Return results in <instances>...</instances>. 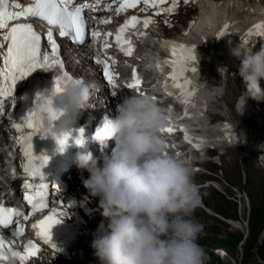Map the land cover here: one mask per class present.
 <instances>
[{"label":"clouds","instance_id":"clouds-1","mask_svg":"<svg viewBox=\"0 0 264 264\" xmlns=\"http://www.w3.org/2000/svg\"><path fill=\"white\" fill-rule=\"evenodd\" d=\"M239 76L246 98L264 100V47L242 55ZM78 80L52 96L61 115L55 121L42 116L46 138L56 140L76 129L91 95L89 85ZM116 112L114 118L105 116L94 134L102 144H115L102 163L91 152L76 156L77 166L89 172L84 186L99 197L108 221L91 244L99 264H204L198 243L203 226L192 218L198 188L189 165L167 150L160 135L171 114L142 93L125 97Z\"/></svg>","mask_w":264,"mask_h":264},{"label":"snow or ice","instance_id":"snow-or-ice-1","mask_svg":"<svg viewBox=\"0 0 264 264\" xmlns=\"http://www.w3.org/2000/svg\"><path fill=\"white\" fill-rule=\"evenodd\" d=\"M141 2L147 7L157 8L159 5L168 3V0H113V5H110L106 10L109 12L121 13L129 8H135ZM178 0H171V7L162 8L161 11L172 12L177 7ZM87 4L77 5L75 0H33L27 6L22 7L15 0H0V30L8 29L0 40V115L5 112L7 103L14 106L13 102H8V98L13 97L17 82L28 77L37 69L49 70L58 67L61 71L56 74L55 86L51 95L38 93L35 100V106L19 123H14L13 127L18 132H23L24 129H30L28 134L21 135L18 139L25 157L24 172L29 177H39L43 179V169L49 162V156L46 154L36 155L33 146V137L42 135L45 137L47 133L43 132L42 116L47 114L48 118L55 121L61 113H58L53 106V99L57 93L64 90V87L73 82L74 78L64 69V62L59 57V46L53 37V32H58L61 37H70L71 40L80 45L86 43V37H90L92 41L99 42L101 35H104L103 49L106 51L112 45L109 43V38L119 46L126 56L131 57L137 50V36L139 34L138 26L148 28L153 22L151 18L141 20L137 16H131L118 30L116 34L112 32L101 33L95 30L94 26L89 25L84 15V9ZM159 14V13H157ZM31 20L35 19L45 22L48 26L46 33L47 43L50 45V50L42 52L41 50V34L38 33L33 26V23H16L9 27L10 21L20 19ZM99 23L108 24L111 21L101 18ZM221 31L220 36L225 34L227 30ZM264 29V25H257L255 28L256 34H264L260 31ZM253 31L249 32L252 35ZM165 49L170 53L169 58L159 61L157 67L163 72V65H167L168 71L165 79V90L169 95H172L170 88L176 89L178 99L184 104H188L193 93L189 86L191 81L186 77L185 73L195 72V67H190L197 61L195 49L184 44H178L172 41H165ZM96 57V63L103 65V75L107 82L113 86L116 85V75L111 71L109 60ZM134 80L127 85L130 89H137L141 85V80L133 73ZM78 83H83L78 80ZM116 93H113L115 95ZM143 94V93H142ZM187 114V113H186ZM164 131H173L172 128L163 129ZM187 132L186 129H184ZM185 139L191 140V137L186 135ZM59 150L63 151L64 147L70 143L82 145L85 140V130L83 128L74 129L71 133L64 137L56 138ZM29 191L24 195V199L32 206L33 213L42 211L47 207L45 201L46 184H40L35 192L32 191L31 183L25 184ZM68 213L60 211L46 216L33 227L37 229V235L45 242L52 245L53 249L57 245L53 242L52 229L60 224L63 220L61 217ZM14 217H20L23 220L29 219L27 215L18 209L4 207L0 205V226L9 227L12 225L14 231L13 236H20L24 233L23 224L16 225ZM14 241H6L0 234V264H5L10 258H16L20 264H27V261L39 252V248L29 241L23 253L12 250Z\"/></svg>","mask_w":264,"mask_h":264},{"label":"rangeland","instance_id":"rangeland-1","mask_svg":"<svg viewBox=\"0 0 264 264\" xmlns=\"http://www.w3.org/2000/svg\"><path fill=\"white\" fill-rule=\"evenodd\" d=\"M199 14V9L181 14L177 29L168 31V34L178 35L187 26V20L192 15L198 18ZM228 77L225 100L235 121L242 126L251 151L246 155L244 146L233 147L224 157L223 166L211 169L213 175L209 179L215 180V174L221 170L223 177L222 174L219 176L224 183L216 179L220 182L216 189L210 188L206 194L203 192L207 201L203 210L205 214H202L205 233L198 243L205 252L204 264H264V169L255 163V150L258 142L264 139V128H259L253 119L259 113L257 107L264 111V100L248 97L254 113L252 118L242 117L235 109L238 100L245 96L243 82L237 76V70L231 69ZM258 116L262 117V114ZM220 120V117L215 118V122ZM2 134L0 128V155L4 153L3 140L6 139L1 137ZM200 180L206 179L202 176Z\"/></svg>","mask_w":264,"mask_h":264},{"label":"bare ground","instance_id":"bare-ground-1","mask_svg":"<svg viewBox=\"0 0 264 264\" xmlns=\"http://www.w3.org/2000/svg\"><path fill=\"white\" fill-rule=\"evenodd\" d=\"M257 4V0H200L199 2L201 12L196 19V24L190 28L185 38L188 47L194 48L197 55V61L190 65V67H195L196 71H189L187 73L192 77V82L196 81L198 83L194 90L197 91L199 110L194 120L198 128L201 125L200 130L202 133L199 135L201 143L206 142L208 136L207 129L211 127V124L208 125V118L212 110L218 109L222 114L221 121H224L211 129L219 137L224 136V139L231 143L235 140L233 133L235 131L234 126L241 128L232 116L233 112L228 109V102L225 100L226 94L225 96L222 95L225 93L226 87L219 79H221L224 71L228 68H239L238 59L245 53V51H242L240 44L243 37L248 34L251 15L247 13V8L249 12H256ZM262 19H264V14L260 12L257 20ZM226 25L228 28L225 34L220 36L221 31L225 30ZM253 34H256V31H253ZM142 45L145 49H148L153 45V42L146 37L143 38ZM233 50L240 53L241 56L233 54ZM130 67H132L131 64ZM89 82L90 84H94V77H90ZM210 87H213L214 92H209ZM38 93L37 90L34 91L35 97ZM198 101L196 99L193 100L195 106H198ZM177 102H180L178 97ZM235 110L236 113L247 119L252 118L254 113L253 107L245 96H242L238 100ZM179 119L177 112H173L171 120L176 122ZM24 132H27V130L23 131L21 135ZM18 138L15 141L16 145L19 142ZM236 140L240 142V145L248 143L246 135L242 131L236 136ZM8 151L14 153L15 149H8ZM34 152L36 154L40 153L41 148L34 150ZM12 165L18 170L23 167L22 163H13ZM2 168H6V164H3ZM5 172L0 175V178L4 182L6 181Z\"/></svg>","mask_w":264,"mask_h":264},{"label":"water","instance_id":"water-1","mask_svg":"<svg viewBox=\"0 0 264 264\" xmlns=\"http://www.w3.org/2000/svg\"><path fill=\"white\" fill-rule=\"evenodd\" d=\"M248 151V150H247Z\"/></svg>","mask_w":264,"mask_h":264}]
</instances>
